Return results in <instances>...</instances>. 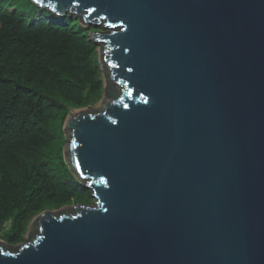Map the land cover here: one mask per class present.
I'll use <instances>...</instances> for the list:
<instances>
[{
  "label": "water",
  "instance_id": "water-1",
  "mask_svg": "<svg viewBox=\"0 0 264 264\" xmlns=\"http://www.w3.org/2000/svg\"><path fill=\"white\" fill-rule=\"evenodd\" d=\"M31 1L105 19L122 88L64 125L95 206L38 214L0 264H264V0Z\"/></svg>",
  "mask_w": 264,
  "mask_h": 264
},
{
  "label": "trees",
  "instance_id": "trees-1",
  "mask_svg": "<svg viewBox=\"0 0 264 264\" xmlns=\"http://www.w3.org/2000/svg\"><path fill=\"white\" fill-rule=\"evenodd\" d=\"M93 27L31 0H0V240L25 241L47 210L91 206L64 160L68 117L103 93Z\"/></svg>",
  "mask_w": 264,
  "mask_h": 264
},
{
  "label": "rangeland",
  "instance_id": "rangeland-1",
  "mask_svg": "<svg viewBox=\"0 0 264 264\" xmlns=\"http://www.w3.org/2000/svg\"><path fill=\"white\" fill-rule=\"evenodd\" d=\"M76 18L78 19V21L82 25L83 23H82V20H81L80 15L77 16ZM84 26L85 27L91 26V27L94 28L89 33V37L93 41H94V38H93L94 37V34L106 33L108 31H111V29L105 27L102 23H99V24H86ZM95 43L97 45L98 58L101 60L100 65H101V68H102V74L105 76L104 64L102 62V52L100 51L105 46V43L102 42V41H100V40L99 41H96ZM107 78H108V80L111 79L109 76H105L104 77V83L106 85H107V83H106V79ZM111 92H112V90H110L109 93H104L98 102H96L93 105L88 106L86 108L87 111H88V113L94 115V114H99V113L104 112L105 109L108 107V105L114 101V98L111 96ZM71 115H73V113ZM64 134H65V145H64V148H63L64 160H65V162L67 160V164L69 165V167L72 170V172L76 175V177L83 184H87L88 179L82 178L79 175V173L76 170V168L73 166V161H72V148H71L72 132H71L70 129H66V130H64ZM74 206L75 205L73 204V205H70V206H65L62 209L71 210L72 207H74ZM91 206H95V199H94L93 204ZM38 229H39L38 228V225H36V226L30 225L28 227V230H27L26 235H25V241H31L35 236H37L38 233H39ZM0 241L2 242L1 245H3V247L7 250L9 248L8 245L6 243H4L2 240H0Z\"/></svg>",
  "mask_w": 264,
  "mask_h": 264
},
{
  "label": "bare ground",
  "instance_id": "bare-ground-1",
  "mask_svg": "<svg viewBox=\"0 0 264 264\" xmlns=\"http://www.w3.org/2000/svg\"><path fill=\"white\" fill-rule=\"evenodd\" d=\"M84 14V13H83ZM96 20V19H95ZM106 22V20L105 19H101L100 20V22L99 23H102V24H104ZM109 27V26H108ZM115 29H117V28H115ZM100 41H102V40H100ZM102 42H104V41H102ZM105 43V42H104ZM107 47H106V43H105V46L100 50L101 52H102V56H104L106 53L104 52V50L106 49ZM103 64H104V72H108V75H109V77L111 78V75L113 74V72H111V71H109L108 70V67H109V64L108 63H106L105 61H103ZM106 83H107V85H106V88L110 91V90H112V91H120V89L122 88L119 84H118V82H116V81H114L113 79H109L108 80V78L106 79ZM86 111V110H85ZM76 115V114H75ZM89 181V180H88ZM74 210H75V208L74 207H72V209L71 210H65V209H61L60 211H55V212H53L52 213V215H59V214H62V213H64V212H66V213H72V212H74Z\"/></svg>",
  "mask_w": 264,
  "mask_h": 264
}]
</instances>
